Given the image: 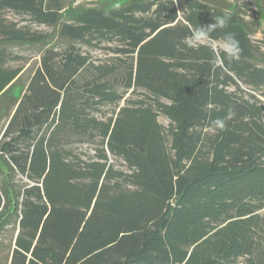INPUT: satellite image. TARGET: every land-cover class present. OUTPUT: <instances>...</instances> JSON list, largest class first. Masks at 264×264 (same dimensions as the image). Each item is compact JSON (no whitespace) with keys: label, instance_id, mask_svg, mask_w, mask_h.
Listing matches in <instances>:
<instances>
[{"label":"trees","instance_id":"obj_1","mask_svg":"<svg viewBox=\"0 0 264 264\" xmlns=\"http://www.w3.org/2000/svg\"><path fill=\"white\" fill-rule=\"evenodd\" d=\"M225 12L212 41L231 32L242 52L214 66L210 45L184 40ZM252 31L237 9L202 0H0L5 264H264V59ZM18 45L41 55L15 96ZM229 109L226 130L213 129ZM76 143L95 153L79 157Z\"/></svg>","mask_w":264,"mask_h":264},{"label":"rangeland","instance_id":"obj_2","mask_svg":"<svg viewBox=\"0 0 264 264\" xmlns=\"http://www.w3.org/2000/svg\"><path fill=\"white\" fill-rule=\"evenodd\" d=\"M65 5L72 4L73 5H82V6H89L96 4L98 2L108 3L111 4L113 0H61ZM209 4L218 3L220 6H231L239 11L241 19L244 20L246 23H250V27L253 30L250 32V39L251 42L256 50L257 55L264 59V4L256 5L254 2L255 0H202ZM2 16L11 22H14L18 26L23 25L28 27L29 29L40 31V32H49L52 28L49 25L37 24L34 22L29 21L28 17L25 15L18 14L16 12H12L9 10L1 11ZM218 41H210L209 45L218 44ZM80 50L83 53H90L93 56H99L98 51L93 50L90 47H86L84 45L78 44ZM10 58L8 59V65L12 67L19 66L21 72L18 74L16 80L14 81L15 88H14V95L20 92L21 88L27 84V80L31 75V72L34 70V67L38 64L40 55L39 49L37 46H25V45H18L14 48L9 49ZM120 105H123V101L120 102ZM117 111L118 109H114V107H104L103 111L106 113L107 116L113 114V111ZM3 108L0 109V139L2 134V129L4 128V116H3ZM158 122H161L165 127L169 124L166 117L160 115L158 117ZM93 144H79L76 143L72 147L73 152L77 153L79 157L83 159H89L95 152L93 150ZM111 157V162L117 169H122L127 171V167L125 166L124 161L121 158ZM5 174V173H3ZM23 180H19L15 178L13 183L20 184ZM12 207L15 203V199H12ZM10 209V210H11ZM6 227V226H5ZM13 235V229L7 227V230H4V233L0 234V264H5L7 261L8 250L11 243V237Z\"/></svg>","mask_w":264,"mask_h":264},{"label":"clouds","instance_id":"obj_3","mask_svg":"<svg viewBox=\"0 0 264 264\" xmlns=\"http://www.w3.org/2000/svg\"><path fill=\"white\" fill-rule=\"evenodd\" d=\"M230 18V13L225 12L223 15L217 16L214 22L207 25H190V34L184 40L185 46L192 49L209 46V42L213 39L212 33L218 29H225ZM211 50L214 66H219L225 58L229 60H238L242 52L239 41L231 32H225L222 40L218 44L211 45ZM234 115L235 112L229 109L224 118H216L211 121L212 128L216 131L226 130L227 120L231 119Z\"/></svg>","mask_w":264,"mask_h":264},{"label":"water","instance_id":"obj_4","mask_svg":"<svg viewBox=\"0 0 264 264\" xmlns=\"http://www.w3.org/2000/svg\"><path fill=\"white\" fill-rule=\"evenodd\" d=\"M18 232V231H17ZM17 232H16V234H17Z\"/></svg>","mask_w":264,"mask_h":264}]
</instances>
